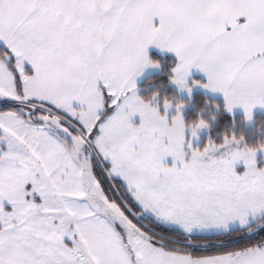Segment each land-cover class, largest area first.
Wrapping results in <instances>:
<instances>
[{"label": "snow or ice", "instance_id": "snow-or-ice-1", "mask_svg": "<svg viewBox=\"0 0 264 264\" xmlns=\"http://www.w3.org/2000/svg\"><path fill=\"white\" fill-rule=\"evenodd\" d=\"M153 45L264 107V0H0V264H264V142L193 147Z\"/></svg>", "mask_w": 264, "mask_h": 264}, {"label": "trees", "instance_id": "trees-1", "mask_svg": "<svg viewBox=\"0 0 264 264\" xmlns=\"http://www.w3.org/2000/svg\"><path fill=\"white\" fill-rule=\"evenodd\" d=\"M149 58L159 64V72L150 73L141 84L138 85V95L149 99L156 95V101L160 106L165 98L174 100L179 98L170 85L172 70L176 59L158 53H150ZM187 106L184 112L186 124L205 119L210 127L207 135L214 142H221L225 135L242 136L250 146H256L264 142V114L254 115L253 124L245 125L244 117L239 113H229L222 99L209 97L202 92H195L190 98H180ZM205 138V136H204Z\"/></svg>", "mask_w": 264, "mask_h": 264}, {"label": "rangeland", "instance_id": "rangeland-1", "mask_svg": "<svg viewBox=\"0 0 264 264\" xmlns=\"http://www.w3.org/2000/svg\"><path fill=\"white\" fill-rule=\"evenodd\" d=\"M156 72H159V68L152 71V73H156ZM191 81H193V80L189 79V84L190 85H192ZM170 85L175 90V92L177 93V96L179 98L174 99V100H170L172 105H173V107L171 109H169L168 112H167L169 120H171V117L176 114V108H175L176 104L182 103V105H183V107L181 108L182 115L184 114L185 110L187 109L186 104L180 98H190L193 95V93L198 92V90L200 88L199 84L192 86L191 93L189 94V92L187 90L179 89L171 81V79H170ZM158 107L160 108V111L163 113L164 112L163 102L161 103L160 106L158 105ZM242 115L244 117L245 125L250 127L253 124L254 115H252V118L250 120L247 119L246 114H242ZM183 118H184V115H183ZM209 127H210V125H209ZM209 127L198 130V134H197L196 137H191L190 132L187 133L189 138L191 139V143H192L193 147L203 148L207 144V142L209 140V136L207 135V133L209 131ZM204 136H205V138H204ZM237 171H243V164H238L237 165Z\"/></svg>", "mask_w": 264, "mask_h": 264}, {"label": "crops", "instance_id": "crops-1", "mask_svg": "<svg viewBox=\"0 0 264 264\" xmlns=\"http://www.w3.org/2000/svg\"><path fill=\"white\" fill-rule=\"evenodd\" d=\"M150 53H158V54H161V55H168V56H171V57H173V58L176 59V64L178 62V58L175 56L174 53L169 52L167 50H161V49L157 48L154 45L153 46H150L148 48V56L150 55ZM176 64H175V66H176ZM155 68L158 69L159 67H149V68L145 69L144 72L139 77L136 78L137 94H138V85L143 82V80L146 78V76L148 74L152 73L153 70H156ZM188 79H191L193 81H200V83L203 84V83H206L207 76H206L205 73L201 72L200 70H198L196 68H193V69H191V74H190V76H189ZM193 81H191V82H193ZM199 86H200V84H199ZM198 92H202V93L206 94L209 97L222 99L224 101V103H225V100H224V97H223V94L222 93H219V92L214 93L211 90L205 89V88H203L201 86H200ZM229 113H232V114L233 113L245 114L243 108H241V107H235ZM257 113L264 114V107L256 106L253 109V111H252V115H255Z\"/></svg>", "mask_w": 264, "mask_h": 264}]
</instances>
